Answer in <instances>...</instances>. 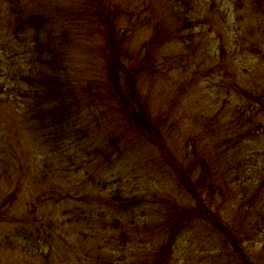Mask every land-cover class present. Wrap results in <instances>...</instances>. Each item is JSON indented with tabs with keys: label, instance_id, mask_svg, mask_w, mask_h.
Wrapping results in <instances>:
<instances>
[{
	"label": "trees",
	"instance_id": "obj_1",
	"mask_svg": "<svg viewBox=\"0 0 264 264\" xmlns=\"http://www.w3.org/2000/svg\"><path fill=\"white\" fill-rule=\"evenodd\" d=\"M151 1L148 5L137 7L134 0H67L69 6L57 8L55 17L53 9L49 11L45 8L48 4H54V0H0V182L12 179L17 172L20 176L17 192H21L23 177H27L33 185L35 198H30L32 203L43 206L40 198L53 205L65 199V203L77 201L81 181L74 182L71 174L83 168L78 161L82 153L94 159V162L103 160L97 165L98 170L102 164L113 162L114 153H121L118 156L121 157L129 153L133 145L147 144L157 149L161 164L173 172L179 194L186 198L183 200L185 203L162 201L161 209L169 217L163 224V243L155 246L151 244L153 237H130L132 225L123 217V208L127 211L143 206L152 209L153 200L149 203L148 199L131 193L122 196L119 191H113V196H109L110 193L90 190L84 197L87 199L86 210L72 204V209L65 212V215L71 213L73 225L60 234L62 239L64 236L67 239V236L74 235L79 225L87 227V232L80 233L87 242L86 246L77 248L84 256L81 261L86 262L84 264H172L177 234L192 227L195 220H204L212 223L214 232L223 237L237 264H255L243 246L239 229L215 208L213 197L218 180L215 185L208 181L211 169L203 180L202 176L197 177L200 171L195 163L185 165L182 162L188 159L177 156L171 146L170 135L167 134L170 125L165 124L162 115L158 116L161 117L160 121L151 116L149 99L142 93L143 85L151 88L157 83L153 74L159 70L163 78L175 68L190 71V59L185 53L176 57L172 53L162 56L161 51L170 43L187 45L194 42L193 35L184 39V33L188 30L192 32L200 24L206 23L199 20V13L203 9H211L214 16H219L220 7L216 0L205 1V6L201 0ZM263 2L258 0L259 4ZM254 7L256 2L253 3ZM255 11L264 14L259 8H254ZM124 17L128 18L132 29L136 26L151 31L137 49L129 48V45L132 46L128 38L130 32L121 25V18ZM171 19L175 20L177 27H171ZM89 28L97 31L94 35L99 40L97 47L102 63L98 69L92 68L87 72L85 67L79 65L80 51L71 50V46L75 40H84L81 32ZM219 39L218 43L209 44V39L198 42L195 54L190 57L194 56L195 59L200 52L201 58L185 82L195 85L202 73H205V79L210 80L228 69L235 72L249 57L255 61L259 50L264 47V33L260 42L251 43L253 48L236 42L233 51L229 48L230 42L222 36ZM233 76L244 80L241 75ZM227 88L229 98L224 99L220 108L216 107L218 101L210 104V111L215 110L216 121L209 118L211 131L208 142L210 140L211 143L207 147L211 159L224 158L231 163L244 151L229 152L227 146L233 149L254 139L260 132L264 133V120L260 119L264 118V89L238 81ZM186 90L180 89L179 94L184 95ZM84 110L97 116L86 122L96 125L93 131L100 132L102 138L99 141L92 139V143H84L85 133L91 129L89 123H82ZM201 115L202 119H207L204 112ZM227 116L229 118L224 121ZM16 120L21 128H15ZM209 120L204 123L207 127ZM113 124H121V128L129 133L127 139L124 136L120 141L122 137L107 130ZM18 147H24L29 155L35 154V157L26 162L18 157V163L14 162ZM260 155L264 157V153ZM255 156L256 153L247 155L245 161L252 165ZM210 165L214 166L212 163ZM236 166L237 172L241 169L244 175H248L244 169L247 165L238 162ZM257 166L247 180L257 183L254 189L257 190L255 196L259 202L251 208L255 209L256 217H263L264 164ZM220 184H225V181ZM15 198H12V202ZM6 209H0V222L4 221ZM111 210L114 211L112 214L118 215H113L109 220L107 211ZM30 219L37 229V232H32L34 237L40 235L41 226L50 224L53 229V217L47 219L45 214L34 212ZM133 224H138L136 219ZM258 225L259 222L256 227ZM108 232L113 237L106 240L105 233ZM50 235L52 237V233ZM148 244L152 257L149 260L137 259L146 251ZM128 250L130 256L126 255Z\"/></svg>",
	"mask_w": 264,
	"mask_h": 264
},
{
	"label": "rangeland",
	"instance_id": "obj_2",
	"mask_svg": "<svg viewBox=\"0 0 264 264\" xmlns=\"http://www.w3.org/2000/svg\"><path fill=\"white\" fill-rule=\"evenodd\" d=\"M205 1L210 2L211 0H201L204 6ZM216 1L220 7L219 16H214L211 9H203L199 13V20L206 23L200 24L192 32L188 30L184 33V39L189 35H193L194 42L187 43V45L181 42L170 43L165 45L161 51V53L163 52L162 56L172 53V56L176 57L185 53L190 59V71L183 72V70L180 71L175 68L163 78L160 76L161 71L159 70L153 74V79L154 81L157 80V83H154L151 88L149 85L145 87L143 85L142 93L149 99L151 116H155L154 119L160 121L161 117L158 118V116L162 115L165 117V124L170 125L167 134L170 135L171 146L177 156L180 158L185 156L188 159L186 161L182 160V162L185 165L195 163L198 171H200L197 177L202 176L203 180L209 168L211 169L208 181L215 185L218 180V186L213 197L216 210L222 214L224 219L226 218L227 221L239 229L238 233L241 236L243 246L255 264H264V215L263 217H256L254 214L255 209L251 208L259 202L255 196L257 190L254 189V185H257V183L247 180V176L258 167V164H264V157L260 155L264 153V133L260 132L254 139L246 141L244 145L239 144L233 149H229L230 147L227 146L226 149L229 152L236 151L239 153L241 150L244 151L237 158L235 157V160L231 163L224 158L211 159L208 149L210 146V140L208 142V139L211 131V120L209 118L212 117L215 120V110L210 111V104L214 100L218 101L219 105H216V107L220 108L224 104V99L229 98L228 85L232 87V83L236 81L244 85L250 84L256 89H264V47L260 49L261 52L259 50L258 56L254 55L257 57L255 61L249 57L245 64L238 66L235 72L228 69L219 74L217 73L216 77L210 80L205 79V73H202L195 85L184 81L191 77L192 69L197 66V61L201 58L200 52L198 58V54L195 59L194 56L190 57L195 54L199 41L203 43L209 39V44L215 41L218 43L220 41L219 37L222 36L227 42H230L229 48L231 51L234 50L233 45L236 42L240 45H249L252 48L251 43L260 42L264 33V14L256 11L254 13L253 9L259 8L264 11V2L259 4L258 0ZM151 2V0H134L135 5H138L137 7L148 5ZM153 2L157 3L158 1L153 0ZM255 2L256 7L253 8ZM65 6H69L67 0H54V4H48L45 8L49 11L53 9L56 17V9ZM205 11L207 15H205ZM121 25L125 26L126 30L130 32L128 38H130L132 46L129 45V48L132 50L137 49L151 32L144 31L136 26H134L135 29H132L128 18L125 17L121 18ZM170 25L171 27H177L174 19H171ZM96 32L91 28L83 29L81 38L84 40H75L76 42L71 46V50L80 51L81 55L78 56L79 65L85 67L87 72H90L92 68L98 69L102 63V56L97 47L99 40L94 35ZM188 48L191 49L188 50ZM238 57L240 56L238 55ZM188 66L189 63L186 64V67ZM179 67L182 66L179 65ZM232 73L241 75L244 80L236 79ZM159 78L161 80H158ZM199 86L200 88H198ZM180 89H187L186 93L184 95L179 94ZM160 109L171 113L164 114ZM202 112L206 114L207 119H202ZM81 115L84 118L82 123L85 124L89 123L86 121L92 117L94 118L95 114H90L89 110H84ZM177 116L180 118L177 119ZM228 116L224 121H227ZM260 119L264 120V118ZM206 120H209V127L206 124L204 125ZM16 122L15 128H21L20 123L17 120ZM89 125L91 129L85 133L84 143H89V141L92 143V139L99 141L102 138L100 132L93 131L96 125L93 123H89ZM103 128V132H105V127ZM107 130L115 132L119 135V138L122 137L120 141L124 136V139H127L129 135L121 128V124L108 126ZM120 144H123V142H120ZM143 145H133L130 147L131 151L121 157H118L121 153H114L113 162L102 164L98 170L97 165H100L103 160L94 162V159L82 153V157L78 161L83 164V168L77 172L71 171L74 182L81 181V192L76 196L77 201L69 200L68 203H65V199L53 205L52 202L45 203V200L40 198V201L44 204L42 206L41 203H32L33 201L30 198L33 196L34 199L35 193L33 192V185L27 177H23L20 193L17 192L20 180L17 172L12 179H3L0 182V209L2 207L7 209L4 221L0 222V264L86 263L81 261L84 256L77 251V248L86 246L87 242L80 233L87 232V227L79 225L74 235L67 236V239L65 236L62 239L60 234H63L73 225L71 213L65 215V212L72 209L70 206L72 204L77 205L81 210H86L87 199L84 197L90 190L101 191L104 194L110 193L109 196H113L111 193L113 191H119L122 196L133 194L148 199L149 203L153 200L152 209L143 206L127 211L123 208L125 212L123 217L127 223L132 225L133 232L130 237L134 235H137L140 239H151L153 237L154 241L151 244L156 246L160 243L161 245L164 241L163 224L166 220H169L167 213L161 209L162 201L167 202L170 200L179 203L186 198L179 194L173 172L161 164L157 149L147 144ZM17 149V156L15 155L17 161L14 160L16 163H18V157L22 158V160L20 158L22 162L35 157V154L29 155L24 147H18ZM122 149L124 150V145H122ZM254 153H256L255 160L252 165H249L245 159L247 155H253ZM211 155L214 157L213 150ZM238 162L244 166L247 165L244 169L248 175H244L241 169L237 172L236 165H238ZM0 163H2L1 158ZM31 163L33 165V161ZM211 163L214 166H211ZM75 173L78 175L76 176ZM221 181H225V184H220ZM69 182L73 183L70 180ZM76 185L74 184V186ZM12 198H15L14 202H12ZM183 203L185 202L183 201ZM34 212L45 214L47 219L53 217V229L50 228V224L44 227L40 224L41 233L34 237L32 232H37V229L34 228V224L30 219ZM112 212L114 211H107L109 220L112 219L113 215H118L112 214ZM134 219L138 224H133ZM43 221L47 223L46 219ZM257 221L259 222L258 227H256ZM146 222L148 223L147 226ZM99 226L100 224L97 225V227ZM129 228L131 229V226ZM80 230L82 231L80 232ZM50 233H52L55 242H53ZM56 235H58V238ZM105 237L106 240L110 239L113 234L105 233ZM176 241L172 259L174 262L172 264H237L231 249L225 246L223 237L214 232L212 223L208 221L195 220L192 227L177 234ZM51 245L54 247H50ZM150 249L148 244L146 251L142 252L137 259L149 260L152 257ZM126 255L130 256L129 250L126 251Z\"/></svg>",
	"mask_w": 264,
	"mask_h": 264
}]
</instances>
